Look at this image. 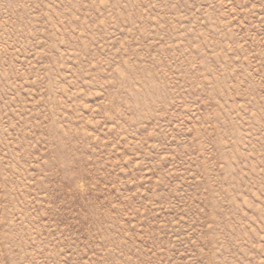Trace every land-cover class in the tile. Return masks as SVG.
<instances>
[{"label": "rangeland", "instance_id": "374dc122", "mask_svg": "<svg viewBox=\"0 0 264 264\" xmlns=\"http://www.w3.org/2000/svg\"><path fill=\"white\" fill-rule=\"evenodd\" d=\"M0 264H264V0H0Z\"/></svg>", "mask_w": 264, "mask_h": 264}]
</instances>
